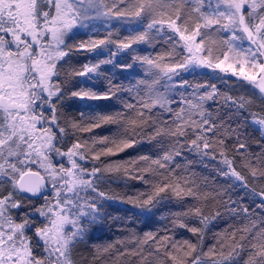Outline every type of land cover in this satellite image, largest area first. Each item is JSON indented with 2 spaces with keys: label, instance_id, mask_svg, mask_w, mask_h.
Listing matches in <instances>:
<instances>
[{
  "label": "snow or ice",
  "instance_id": "obj_1",
  "mask_svg": "<svg viewBox=\"0 0 264 264\" xmlns=\"http://www.w3.org/2000/svg\"><path fill=\"white\" fill-rule=\"evenodd\" d=\"M0 264H264V0H0Z\"/></svg>",
  "mask_w": 264,
  "mask_h": 264
},
{
  "label": "trees",
  "instance_id": "obj_2",
  "mask_svg": "<svg viewBox=\"0 0 264 264\" xmlns=\"http://www.w3.org/2000/svg\"><path fill=\"white\" fill-rule=\"evenodd\" d=\"M152 50L147 47H142L140 54L146 55L151 53ZM80 62H84L86 59L85 57L81 56L78 58ZM128 62L131 63V58H128ZM110 71H115V79L117 83H124L128 84L129 81H133L136 78H139L140 76H143V70L139 65H135L133 69H129L127 72L121 73L119 70H112L111 66H108ZM207 70H197L196 73L183 74L184 79L191 80L193 82L200 81L203 82L205 79V76L201 73L206 72ZM138 74V75H137ZM234 79V78H233ZM125 97L127 94H123ZM101 104H106L108 102H100ZM69 115H75V113L70 109ZM97 132L101 135L107 133V129H100L97 130ZM258 136V133L256 134ZM128 155H135V153L132 150H128L127 153L120 154V156L112 157L110 159H125ZM207 174V172H205ZM130 183L134 188H141L142 185L135 181L128 182ZM112 189L116 192H126L130 191L129 189H126L124 186V182L119 183H113L111 185ZM235 198V196H234ZM173 210H179L175 206H172ZM107 211L111 216L119 217L120 219L116 221L109 220L103 228L97 229L91 234L90 239L87 241L85 245H81L78 248V251L80 252H88L90 251V246L92 244H105L108 242H113L118 238H123L128 235V231L123 230L125 227H127L129 230H131L133 227L136 229V231L140 234L143 233V231L148 230H155L163 225H166L168 222L166 220H161L159 217V214L156 217H153L152 219L148 220L147 222L144 221H137L135 217L131 215L133 209H131L130 205H124L120 204L118 202L112 203L111 206L108 207ZM229 221L222 220L216 222L213 226L210 227L209 231L207 232L206 241H205V247L213 243V233L216 231L221 230L224 228ZM176 238H188V239H195L192 237L191 233H188L187 231L183 229H178L176 231Z\"/></svg>",
  "mask_w": 264,
  "mask_h": 264
}]
</instances>
